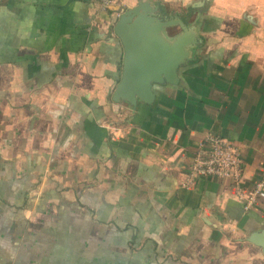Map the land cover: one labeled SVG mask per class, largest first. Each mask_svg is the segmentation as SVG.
Returning <instances> with one entry per match:
<instances>
[{
    "label": "crops",
    "instance_id": "crops-1",
    "mask_svg": "<svg viewBox=\"0 0 264 264\" xmlns=\"http://www.w3.org/2000/svg\"><path fill=\"white\" fill-rule=\"evenodd\" d=\"M0 0V264H264V181L183 173L208 134L264 172V0ZM140 3L187 35L175 85L134 108L120 17Z\"/></svg>",
    "mask_w": 264,
    "mask_h": 264
},
{
    "label": "water",
    "instance_id": "water-1",
    "mask_svg": "<svg viewBox=\"0 0 264 264\" xmlns=\"http://www.w3.org/2000/svg\"><path fill=\"white\" fill-rule=\"evenodd\" d=\"M176 23L161 21L146 3L123 14L115 26V34L124 49L122 76L112 100L127 101L134 108L138 101L151 104L154 101L152 86L175 85L178 81V69L188 59L186 36L175 39L164 35L165 28ZM250 243L262 248L263 234H252Z\"/></svg>",
    "mask_w": 264,
    "mask_h": 264
},
{
    "label": "built area",
    "instance_id": "built-area-1",
    "mask_svg": "<svg viewBox=\"0 0 264 264\" xmlns=\"http://www.w3.org/2000/svg\"><path fill=\"white\" fill-rule=\"evenodd\" d=\"M99 8L103 12L120 15L123 11L122 0H99ZM244 162L239 149L228 140L208 134L199 144L192 162L183 173L182 187L191 188L200 178L215 181H227L233 186L234 196L244 205V209H250L261 194L264 181L258 183L253 192H247L243 181Z\"/></svg>",
    "mask_w": 264,
    "mask_h": 264
}]
</instances>
